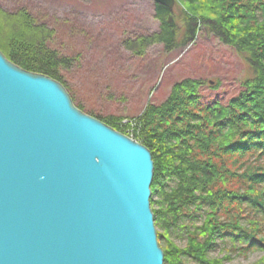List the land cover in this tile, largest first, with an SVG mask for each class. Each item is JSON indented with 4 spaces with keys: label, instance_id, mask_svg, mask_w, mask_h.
Segmentation results:
<instances>
[{
    "label": "trees",
    "instance_id": "obj_1",
    "mask_svg": "<svg viewBox=\"0 0 264 264\" xmlns=\"http://www.w3.org/2000/svg\"><path fill=\"white\" fill-rule=\"evenodd\" d=\"M154 11L156 32L124 40L134 55L157 43L178 52L203 31L247 62L243 88L228 99L210 98L203 90L219 88L218 80L181 78L165 102H150L134 117L135 125L131 117L78 107L123 133L132 129L152 152V205L166 264H228L231 255L211 256L221 242L240 254L264 251V0H177L172 10L155 2ZM53 33L26 8H0L6 57L67 84L66 72L81 55L54 48ZM176 232L186 246L173 241Z\"/></svg>",
    "mask_w": 264,
    "mask_h": 264
},
{
    "label": "water",
    "instance_id": "obj_2",
    "mask_svg": "<svg viewBox=\"0 0 264 264\" xmlns=\"http://www.w3.org/2000/svg\"><path fill=\"white\" fill-rule=\"evenodd\" d=\"M154 172L145 144L0 50V264H165Z\"/></svg>",
    "mask_w": 264,
    "mask_h": 264
},
{
    "label": "rangeland",
    "instance_id": "obj_3",
    "mask_svg": "<svg viewBox=\"0 0 264 264\" xmlns=\"http://www.w3.org/2000/svg\"><path fill=\"white\" fill-rule=\"evenodd\" d=\"M154 5L152 0H0L1 9L13 13L26 8L53 29L50 43L54 48L69 56L81 55V61L66 72L69 81L63 83L76 106L84 103L102 114L131 117L135 125L134 117L147 104L165 102L172 86L184 77L204 78L207 83L218 80L219 88L207 85L203 90L210 98L236 95L243 88L247 62L212 34L201 31L194 41L175 53H167L161 43L149 46L143 56L134 55L127 48L124 40L158 29ZM125 134L135 139L132 129ZM153 212L158 241L164 248L155 209ZM172 239L182 247L187 244L177 232ZM230 255L228 264H256L264 251L240 254L221 242L211 252L212 257L219 259ZM187 264L195 263L189 260Z\"/></svg>",
    "mask_w": 264,
    "mask_h": 264
}]
</instances>
